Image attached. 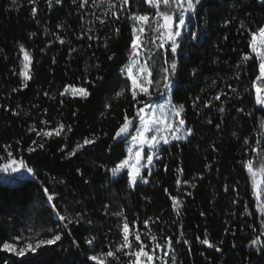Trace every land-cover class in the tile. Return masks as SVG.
Masks as SVG:
<instances>
[{
	"label": "trees",
	"instance_id": "1",
	"mask_svg": "<svg viewBox=\"0 0 264 264\" xmlns=\"http://www.w3.org/2000/svg\"><path fill=\"white\" fill-rule=\"evenodd\" d=\"M78 3L79 0L76 3L62 0L49 9L46 0H36L34 5L29 0H17L16 5L11 0H0V155H6L4 145H10L14 156L24 159L36 172L35 179L0 174V243L13 236H20L22 241L33 236L44 238L51 235L48 229L59 230V221L43 192L45 187L55 194L54 202L62 214L72 216L80 212L92 223L70 225L73 235L65 231L61 242L50 250H40L35 256L17 260L0 253V264H93L87 261L88 254L107 252L121 241L123 221L116 215L121 209L130 227L136 222L132 232L139 229L149 249L151 241L143 235L148 231L143 222L149 217L150 227L161 242L164 236L172 237L176 264H249V261L264 264V255L247 247L253 236L264 229L260 227L251 178L241 163L249 158L256 160L251 147L256 146L257 140L264 141V127H261L264 110L255 105V93L251 89L255 69L249 67L247 74L241 72L243 83L234 78L236 63L241 53L248 51L250 39L246 31L242 33L240 24L244 22L255 30L264 21V7L255 0H204L205 6L198 7L199 14H191L189 29L196 31L199 39L193 41L189 33L184 36L177 57L178 86L173 89L171 99L185 105L186 125L194 134L189 142H179V146L174 142L165 148L162 159L155 162L148 184L129 189L126 176L114 180L108 171L126 156V145L121 143L112 152L107 145L113 143L111 136L123 113L133 111L130 93L114 98L115 91L130 87V82L120 75V69L128 62L131 24L126 19L117 22L121 29L117 37L112 24L101 26L95 18L103 6L94 8L89 0L81 10ZM33 6L37 8L35 19ZM129 9L141 14L154 12L141 0H130ZM88 28L93 29L89 35L99 37L98 40L87 39ZM60 39L66 43L61 44ZM105 42L107 48L102 46ZM20 44L32 55V78L27 82L28 87L13 92V88L19 89L22 79ZM73 48L76 51L70 55ZM112 53L115 57L109 61ZM97 63L102 66L100 70L94 67ZM97 75L105 77L104 86L92 90L88 101L59 95L67 85L91 90L84 78L91 81ZM245 87L248 92L244 91ZM231 88L240 95L237 97ZM216 95H220V100L214 99ZM108 103L111 108L106 111L104 105ZM205 103L209 106L204 107ZM221 104L227 109L223 117L217 110ZM237 108L252 114L237 112ZM14 111L20 115H12ZM58 123L70 125L72 131L66 137L37 135L41 129L50 131ZM32 128L36 131H31ZM92 134L101 137L98 143L105 145L103 150L88 146L84 150L89 153L87 156L78 153L80 159L63 158L78 141ZM245 139L248 145L244 144ZM41 143L43 148L39 146ZM29 147L35 150L29 153ZM101 164L106 168H101ZM206 164L210 165L207 169ZM178 176L182 181L179 188ZM170 196L183 201L179 217L172 210ZM245 206L253 215L245 213ZM181 233L188 240L187 245L175 243ZM205 233L221 252L197 241L196 237L203 239ZM91 237H95L93 247L85 243ZM130 238L134 240V235ZM73 239L78 241L79 249L72 247ZM110 264L116 261L110 258Z\"/></svg>",
	"mask_w": 264,
	"mask_h": 264
},
{
	"label": "snow or ice",
	"instance_id": "2",
	"mask_svg": "<svg viewBox=\"0 0 264 264\" xmlns=\"http://www.w3.org/2000/svg\"><path fill=\"white\" fill-rule=\"evenodd\" d=\"M77 0H73L76 3ZM142 4L147 5L149 9H154V12L145 11L143 14L139 12H133L129 9L130 0H92V6L94 8H101L103 11L100 15L96 16V20L101 26L108 24L113 25L115 36L119 37L121 29L117 25V22L127 20L131 24V42L129 45L128 62L121 67L120 75L130 82V87L120 88L119 91H115V99L125 97L127 93L131 95L130 106L132 113L125 111L122 115V120L118 121V127H116L114 134L111 136L112 144H108L107 148L109 152H112L121 143L126 145L127 155L115 163L114 167L109 169L111 177L124 179L126 176V187L129 189H135L139 184H148V177L153 175L152 169L155 167V161L162 159L161 153L167 146L172 145L173 142H189V137L194 134L192 128L187 127L185 117V105L176 104L169 97L173 94V89L178 86V81L175 79L178 73L177 57L179 55L178 49L181 48L184 36L189 33L193 41L199 39V34L196 31H190L189 24L186 22L185 14H199L198 7H204V0H141ZM13 5L17 4V0H11ZM30 4H35L36 0H29ZM62 0H46V4L49 9L53 4H61ZM89 0H79L78 7L84 10L88 5ZM255 3L264 7V0H255ZM163 6V7H162ZM33 18H36L37 8L35 6L31 9ZM95 15V13H93ZM83 20V16L81 17ZM226 22L225 26H227ZM62 27V25H58ZM240 29L246 31L250 37L247 48V52H242L239 60L235 66L234 78L236 80L241 79V72L247 74L249 67L255 69V78L251 81V89L255 93V105L258 109L264 110V21H261L255 28L251 30L250 26L241 22ZM155 35L151 39V43L158 49L156 52H152L151 49L145 48V37L148 32ZM93 33L92 28H88L85 31V35L89 41L98 40L99 37L95 35H89ZM31 38V35H30ZM80 39V37H77ZM111 39V37H108ZM227 39V37H225ZM159 41L157 44L156 42ZM61 44L66 43L65 40L60 39ZM104 48L108 47V43L105 42L102 45ZM159 49L168 51L171 53L169 59H165L159 69V78L156 77L153 71V64L151 61L155 57L162 56L163 53ZM2 51V49H0ZM73 48L71 52H75ZM235 51V49H233ZM19 52L22 54L21 67L19 70V76L22 78L20 87L13 88L12 91L16 92L28 87V81L32 78L30 72V65L33 63L32 55L25 49L23 44L19 45ZM115 57V53L108 56V60L112 61ZM252 61V64L249 62ZM55 62V60L53 61ZM94 67L97 70L101 69L99 63ZM15 74V72L13 73ZM195 74V73H194ZM105 77L103 75H97L95 80H88L84 78V83L91 85V90L84 86L67 85L64 90L59 93L60 96L71 95L74 98L78 97L81 101H88L92 95V90L99 87H103ZM215 81H213V84ZM245 92H248L247 87L244 88ZM237 97L240 93L235 88H231ZM47 95V93H45ZM163 98L164 102L159 103L155 98ZM220 95L214 97L215 100H220ZM199 100V97L196 98ZM63 104V101H61ZM196 106L194 101V107ZM208 103L204 104V107H208ZM105 110L111 108V104L104 105ZM218 112L223 117L227 109L221 104L218 107ZM7 111V109H5ZM237 112H244V109L237 108ZM104 113H101L103 115ZM245 115H251V112H244ZM12 115H20L19 112H13ZM75 116L76 113L74 112ZM41 123L47 124V121ZM209 124H212V120H208ZM261 127H264V118L261 119ZM216 128H220V124L216 125ZM31 131H36L32 128ZM72 131L70 125L58 123L52 130L41 129L37 132V135L51 138L55 136H65L68 132ZM107 136L108 133H104ZM232 135L235 137L236 133ZM101 137L99 135L92 134L85 136L82 141H78L71 151L67 152L63 157L65 160H70L72 157L80 159V155L87 156L89 153L84 151L86 147L91 146L95 150H103L105 145L98 143ZM17 143H20L17 141ZM37 143L36 141L32 142ZM244 144L248 145V140H244ZM264 141L257 140L256 146L251 147V153L256 157V160L249 158L241 161L243 168L249 174L251 178L252 193L256 201V211L259 214L261 229H264ZM43 148V143L39 145ZM10 145H4V151L6 155H0V174L5 177H14L16 174L26 173L27 176L36 178V172L33 167L25 163L24 159H18L14 156L13 151L9 150ZM35 149L28 148V152L31 153ZM213 151H217L215 146H212ZM64 151L63 148L60 149ZM101 168H106L104 164L100 165ZM210 165H205V168H209ZM167 171V165L164 166ZM80 172L79 169H77ZM182 172V169L178 170ZM82 175V173H81ZM260 175L261 179L258 180L257 176ZM23 178V177H21ZM10 181H5L9 183ZM86 184L89 181H84ZM118 182V180H117ZM63 184V181H59ZM187 184L188 181H183ZM176 184L179 186L182 184L179 176L176 179ZM194 186V185H192ZM228 190L227 187L225 189ZM236 191V189H232ZM44 195L47 197V204L51 207L52 212L55 214L59 221L58 228L48 229L51 233L50 236L44 238H36L35 236L29 237L27 241H22L20 236H13L11 240L4 239L0 243V253H7L17 258H23L31 254L33 256L40 254L42 249H52V246L61 242L64 238V233L67 231L69 236L73 235L71 226H83V224H91L92 221L83 216L80 212H76L75 215L69 216L62 214L58 209V205L54 202L55 194L49 192L48 188L43 189ZM165 193H168V189H165ZM191 195V193H187ZM172 210L177 217L181 215V207L183 201L175 196H170ZM78 203V202H77ZM232 203H236L233 200ZM107 208V205H105ZM245 213L247 215H253L248 211L245 206ZM123 221L121 229V241L115 245V247H109L107 252H92L88 254L87 261L93 262V264H110L111 260L116 261V264H176V253L173 244V238L164 236L163 242L152 231L150 227L151 217L143 222L144 228L148 231L143 235L147 236L151 241L152 247L149 249L148 244L142 239V234L137 229L134 233L132 227H135V221L132 222L130 227L129 222L121 209L116 213ZM203 215V213H201ZM255 233L256 230L253 229ZM37 235H39L37 233ZM134 235V240L131 239ZM200 244L206 245L208 248H214L216 252H221L222 249L209 241L207 233L203 239L199 236L196 237ZM85 243L89 247H93L95 244V237L86 238ZM176 244L187 245L189 242L183 239V233L181 237L177 238ZM72 247L79 249L80 245L76 239L71 242ZM236 245L233 244V248ZM247 247L252 248L258 255H264V231L253 236L249 241ZM203 255V253H201ZM121 257H126V261H122ZM249 264L251 262L249 261Z\"/></svg>",
	"mask_w": 264,
	"mask_h": 264
},
{
	"label": "rangeland",
	"instance_id": "3",
	"mask_svg": "<svg viewBox=\"0 0 264 264\" xmlns=\"http://www.w3.org/2000/svg\"><path fill=\"white\" fill-rule=\"evenodd\" d=\"M152 10L154 11V9H152ZM185 18H186V22L189 24L190 21H191V14H187V13H186V14H185ZM154 35H155L154 33H151V32L149 31V32L146 34L145 37H142V39L145 40V48H147V49H151L152 52H156V51H158L157 47L151 43V39H152V37H153ZM156 43L158 44L159 41H157ZM159 51H161V52L163 53V55H162V56L155 57V59H154L153 61H151V63H152L153 66H154V67H153L154 74L156 75L157 78H159V75H160V73H159V69L161 68V65H162L163 61H164L165 59H169V58H170V56H169V54H168V51H165V50H162V49H159ZM70 96H71V95H70ZM169 98H171V97H169ZM155 99H156L157 102H159V103H163V102H164V99H163V98H159V97H157V98H155ZM173 143H174V142H173ZM126 155H127V152H126ZM155 162H156V161H155ZM153 168H154V167H153ZM152 171H153V169H152ZM2 175H3V174H2ZM15 177H19V178L23 177V178H26V177H29V176H27L26 173H21V174H16ZM257 179L260 180V179H261V176L258 175V176H257ZM9 255H11V254H9ZM11 256H12V255H11ZM28 256H31V254L27 255L26 257H28ZM12 257H13L14 259H17V260H21V259L26 258V257H23V258H17V257H15V256H12ZM125 258H126V257H125ZM154 264H159V262H154Z\"/></svg>",
	"mask_w": 264,
	"mask_h": 264
}]
</instances>
